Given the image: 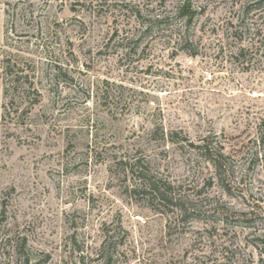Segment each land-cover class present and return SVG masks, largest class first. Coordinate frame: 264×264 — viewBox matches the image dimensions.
<instances>
[{
    "label": "rangeland",
    "instance_id": "rangeland-1",
    "mask_svg": "<svg viewBox=\"0 0 264 264\" xmlns=\"http://www.w3.org/2000/svg\"><path fill=\"white\" fill-rule=\"evenodd\" d=\"M182 1L0 0V264H264L261 167L208 184L178 144L264 120V0Z\"/></svg>",
    "mask_w": 264,
    "mask_h": 264
},
{
    "label": "trees",
    "instance_id": "trees-1",
    "mask_svg": "<svg viewBox=\"0 0 264 264\" xmlns=\"http://www.w3.org/2000/svg\"><path fill=\"white\" fill-rule=\"evenodd\" d=\"M178 13L185 16V21L190 23L195 15L191 0H183L178 8ZM151 21L152 20L149 19L147 25L144 26L146 31L151 28L152 23L154 24L155 22ZM185 29L186 30H183L180 35H178L177 42L182 44L183 51L188 52L186 44L189 41V35L187 33V27ZM19 78H21L20 75L14 77L13 81L16 86L14 85L12 87V92H16ZM30 85L29 83L26 89H22V92L24 93L29 89ZM6 92L8 93L7 89H5V93ZM172 135L173 133L169 134L168 140H171L173 143ZM178 144L181 148L187 147L196 155L201 156L202 160L212 167L214 174L208 177V184H211L214 178L215 181L219 182L221 185H229L230 187L237 172V168H239L240 171L239 183L244 182L248 174L257 166H260L264 173V120H261L256 125L254 135L250 137L245 144H235L230 151H226L225 144L219 141L216 135L203 137L201 143H193L190 139L182 137V141ZM129 170L131 174H133V171L131 169ZM137 170V182H135L136 184L132 187V191L141 192L145 196H150L151 199L155 200L160 206L177 207L179 205L180 196L175 197L173 195L174 186L170 182L162 178L147 176L144 174L143 169Z\"/></svg>",
    "mask_w": 264,
    "mask_h": 264
}]
</instances>
